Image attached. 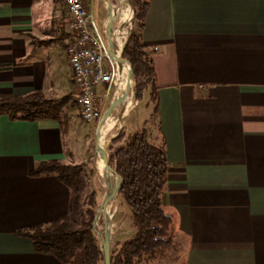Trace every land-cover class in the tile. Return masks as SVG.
Wrapping results in <instances>:
<instances>
[{
  "label": "crops",
  "instance_id": "1",
  "mask_svg": "<svg viewBox=\"0 0 264 264\" xmlns=\"http://www.w3.org/2000/svg\"><path fill=\"white\" fill-rule=\"evenodd\" d=\"M149 1L143 41L154 62L158 115L151 119L152 105L136 115L132 99L112 116L113 130L123 126L107 144L148 121L151 143L163 145L162 205L178 260L182 252L184 264H264V0ZM69 20L63 1L0 0V94L79 101ZM103 26L105 33L107 16ZM119 82L99 102L102 114L119 97ZM66 114L72 130L85 121L71 104ZM65 133L56 121L0 116V264H62L15 233L67 209L68 189L55 175H32L41 162L93 164L95 156L81 157L78 136L68 144Z\"/></svg>",
  "mask_w": 264,
  "mask_h": 264
},
{
  "label": "trees",
  "instance_id": "2",
  "mask_svg": "<svg viewBox=\"0 0 264 264\" xmlns=\"http://www.w3.org/2000/svg\"><path fill=\"white\" fill-rule=\"evenodd\" d=\"M130 5L135 15L123 56L132 64L137 101L141 102L149 92L148 105L153 106V119L158 115V87L154 62L143 41L150 1L130 0ZM72 99V96L51 99L43 92L25 96L0 94V116L13 121L52 120L66 132L69 128L66 110ZM147 124L148 121L131 135L121 131L110 142L109 164L122 177L119 196L128 206L135 229L131 239L116 244L111 252V264H173L178 260L172 220L162 205L169 162L163 145L151 143ZM89 173L97 174L95 168L89 172L84 164L73 165L61 159L41 162L32 175H55L68 189L67 209L52 223L18 231L15 235L28 239L36 253L51 255L62 264H105L93 226L101 200L96 190L90 189Z\"/></svg>",
  "mask_w": 264,
  "mask_h": 264
},
{
  "label": "built area",
  "instance_id": "3",
  "mask_svg": "<svg viewBox=\"0 0 264 264\" xmlns=\"http://www.w3.org/2000/svg\"><path fill=\"white\" fill-rule=\"evenodd\" d=\"M70 14L73 39L68 46L69 63L78 92L81 116L87 122L100 119L99 102L108 97L119 72L104 46L105 33L98 28L90 9V0H63ZM106 65V66H105ZM105 85V93L97 87Z\"/></svg>",
  "mask_w": 264,
  "mask_h": 264
},
{
  "label": "rangeland",
  "instance_id": "4",
  "mask_svg": "<svg viewBox=\"0 0 264 264\" xmlns=\"http://www.w3.org/2000/svg\"><path fill=\"white\" fill-rule=\"evenodd\" d=\"M110 1V7L112 8L111 10H115L117 11L120 6H121V0H109ZM130 9L132 10L133 13V18L132 20L134 21V10L130 5V1L126 0ZM90 9L93 15V18L95 20V23L97 24L98 28L100 29V31L102 33H104V21L105 18L107 16V9L105 6V0H91L90 2ZM107 25H108V18H107ZM119 26V23L117 22L115 29H117ZM126 30L125 34L122 36L123 37V42L126 43L128 40V37L130 35L131 32V28H133V23L131 25L130 28V24L128 26L124 27ZM106 66V65H105ZM136 84V82H135ZM136 86V85H135ZM77 92V91H76ZM78 93V92H77ZM75 98V97H74ZM72 99L69 101V104H71L73 106V104H77V106L79 104V101H77L76 99ZM131 99H133V106L131 108V110L135 109L138 102L136 100V97H134V95L132 94ZM149 103V95L145 94L143 97V100L141 102H139V106L136 109L135 114L138 115L140 112L145 111L147 109V106ZM79 106L77 109H79ZM126 108V107H124ZM122 108H120L119 110H117L114 114L113 117L117 118L118 114H120L122 111ZM101 119V118H100ZM100 119H96L92 122H79L78 128L72 130L70 128H68V130H66V141H68V144L71 143V141L73 140L72 137L70 136H78V144L80 145L81 148V152L82 155L81 157H83L84 161H88L89 157L91 156H95L94 160H93V164L92 165H88L87 166V170L89 172H91V170L93 168L96 169L97 174L93 175L91 173H89V182H90V189H95L96 192L98 193V196L100 197V200L102 201L103 197H104V193H105V186L107 185V179H105L103 176H101L99 170H98V166H97V159L100 158V156L98 154H96L95 152V147L97 144V127H98V122L100 121ZM109 121V122H108ZM107 124L105 123L103 128H106L107 126L112 125L113 128L118 127L119 126V122L115 121L112 119V117H110L107 120ZM97 123V124H96ZM123 125H121L119 128L113 130L108 131L105 135L108 136H112L113 134H116L117 132L120 131V129L122 128ZM125 126V125H124ZM112 132V133H111ZM111 133V135H110ZM109 140V138H108ZM109 147H110V143L106 145V150L108 151V155H109ZM107 173V172H106ZM103 177V178H102ZM117 187V185L112 188L115 189ZM100 201V203H101ZM113 201V208H112V219H111V226L112 228H110V235H111V252L116 248V244L120 243L124 240L130 239L132 237V235H134V230L132 229L131 223H130V216H129V209L128 206L126 204V202L118 195L112 199L110 201V203ZM100 206V205H99ZM98 210V209H97ZM104 209H102L100 211V219L97 221V229L103 232V215L101 214L102 211ZM113 229V231H112ZM100 239V238H99ZM101 242V239H100ZM158 264L156 262H152L151 264ZM164 263V262H163ZM162 263V264H163ZM143 264H149V262L147 263H143ZM173 264H184V254L182 252H180L179 254V260L176 263Z\"/></svg>",
  "mask_w": 264,
  "mask_h": 264
},
{
  "label": "water",
  "instance_id": "5",
  "mask_svg": "<svg viewBox=\"0 0 264 264\" xmlns=\"http://www.w3.org/2000/svg\"><path fill=\"white\" fill-rule=\"evenodd\" d=\"M130 1V0H128ZM105 6L107 9V18H108V28L105 32V50L107 54L111 58H121L123 59L127 65H128V71L126 74V77L124 78L125 85H126V90L122 96L117 97L108 107V109L102 114L100 121L98 122V127H97V145L98 148L97 152L98 155L100 156V159L102 160L104 164V168L107 172L108 175V182L107 185L105 186V193L104 197L100 203V206L98 210L96 211L95 215V220H94V230L98 234L99 238L101 239V246H102V252H103V258H104V263L105 264H111V235H110V228H111V219H112V213L111 211L108 212V215L103 216V232L97 229V221L100 219V211L104 209L108 205L109 198L112 194V179L113 176H118L120 178V184H119V190L118 193L121 189L122 186V177L120 173L113 167L110 166L109 164V159H108V152L106 150V146L102 145L100 142V136L99 133L104 126V124L107 122V120L113 116V114L119 110L122 107H125L129 99L131 98L132 94L134 97H137V92L135 89V79H134V73H133V68L132 64L130 61H128L124 56H123V49L120 54H115L112 52L108 46V42L113 39L114 35V30L115 26L118 22L117 17L111 12V7H110V1L105 0ZM133 23V20L131 21V25ZM132 29V28H131Z\"/></svg>",
  "mask_w": 264,
  "mask_h": 264
},
{
  "label": "bare ground",
  "instance_id": "6",
  "mask_svg": "<svg viewBox=\"0 0 264 264\" xmlns=\"http://www.w3.org/2000/svg\"><path fill=\"white\" fill-rule=\"evenodd\" d=\"M122 3H123L122 4L123 6L121 8H119L117 11H115L114 9L111 10L112 8L110 9L111 12L117 17L118 21L120 22V28L115 29L113 39L108 42V46H109L110 50L112 52H114L115 54H120L122 52V49L124 46L122 36L126 32L125 31L126 29L124 27L131 24V21L133 18L132 10L130 9L127 1L122 0ZM114 62H115V66H116V68L119 72V76H120V82L118 83V96H122L126 90L124 78L126 77L128 67L124 64L126 62L121 58H114ZM131 100L132 99L130 98L129 101L127 102V104L125 105V107H126L125 110H127L131 107V105H132ZM108 122H106V124ZM112 128H113V126L110 125V126H107L106 128L101 129L99 136H100V142L102 145H104V146L107 145L109 140L107 138V135H105V134L108 131L112 130ZM96 162H97L98 170H99L101 176H103L105 179H107V182H108V175L106 173V170L104 168V164H103L102 160L100 158H98ZM119 184H120V178L113 176L112 188H114L116 185H117V187L112 190V194H111L109 201H108L109 206H106L101 213L103 216L108 215L109 211H111V213H112L113 201L111 203H110V201L118 195ZM104 186H106V185H104Z\"/></svg>",
  "mask_w": 264,
  "mask_h": 264
}]
</instances>
